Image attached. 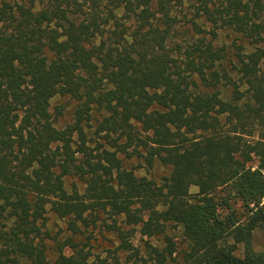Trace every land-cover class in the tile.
Here are the masks:
<instances>
[{
    "label": "trees",
    "instance_id": "trees-1",
    "mask_svg": "<svg viewBox=\"0 0 264 264\" xmlns=\"http://www.w3.org/2000/svg\"><path fill=\"white\" fill-rule=\"evenodd\" d=\"M187 2L188 16L184 0H0V264H50L46 240L52 264H88L102 215L116 250L130 249L124 227L174 226L185 264H264V0ZM55 97L77 104L63 129ZM94 112L103 143L86 136ZM165 243L156 264L176 252Z\"/></svg>",
    "mask_w": 264,
    "mask_h": 264
},
{
    "label": "rangeland",
    "instance_id": "rangeland-1",
    "mask_svg": "<svg viewBox=\"0 0 264 264\" xmlns=\"http://www.w3.org/2000/svg\"><path fill=\"white\" fill-rule=\"evenodd\" d=\"M179 9L180 8H178V11H180ZM181 10L182 13H186L187 16L189 15L188 12L190 11V8L187 0H184V5ZM182 25L183 24H181L177 29L179 33L184 32L187 29L186 25ZM180 39L182 38H173L175 41H179ZM234 39L235 35L230 31H221L219 32L217 44L224 45L229 48ZM76 108L77 104L73 100L55 97L50 102L49 112L54 116L57 111H61V115L57 118L56 126L63 129L73 122L74 111ZM100 115L101 114L99 112H94L91 117L92 120L88 123L89 126H85L84 128L87 138L97 141L96 143L104 142L99 138L100 136L94 135V131L97 127V121L101 118ZM74 140H77V138L75 137ZM94 145L95 143L93 142L92 147H94ZM123 164L127 169L134 170L137 176H146L148 179L155 180L156 182H159L158 180L164 175V171L158 164L153 165V167L150 168L143 160L136 159L135 157L124 159ZM71 184L78 186V189L82 191L83 185L78 180H67L66 186L69 187ZM196 192L197 189L194 187L189 190L191 197L194 196ZM233 208L237 211L239 216L242 214L240 203L235 204ZM100 219L101 220L97 222L96 228L91 229L93 238L90 241L91 248L88 264H156V254L152 252L151 249H157L161 252L166 245L165 237L174 243L176 252L171 258H167L164 264H185L183 253L186 250V245L181 239L180 228L168 226L164 234L149 238L140 235V227H124L125 230L133 229V232L131 231V233H129V237L126 238L130 245V249L128 251H121L116 250L119 245V241L116 239L115 234L109 232V229L107 228L112 224V221L105 215H102ZM121 220V218H118L117 224L123 227V225L120 224ZM46 229L51 239L56 238L57 240H62L66 235L64 222L57 219L50 212L46 214ZM255 238L258 246L264 247V243L262 242L264 240V234L262 232H258ZM45 243L47 247V258L49 263L52 264L56 256L55 245L52 240H46ZM235 253L237 257H242L241 247H238ZM65 254L70 255L71 251L66 249Z\"/></svg>",
    "mask_w": 264,
    "mask_h": 264
}]
</instances>
